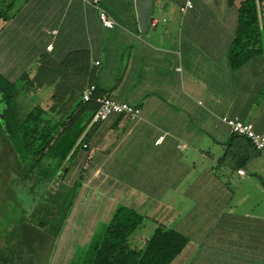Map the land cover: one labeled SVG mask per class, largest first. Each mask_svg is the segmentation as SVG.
Wrapping results in <instances>:
<instances>
[{
	"label": "crops",
	"instance_id": "1",
	"mask_svg": "<svg viewBox=\"0 0 264 264\" xmlns=\"http://www.w3.org/2000/svg\"><path fill=\"white\" fill-rule=\"evenodd\" d=\"M186 1L8 0L0 73L16 82L42 55L59 61L85 50L94 85L140 116H110L93 132L89 152L70 169L89 177L75 201L97 205L107 222L122 202L153 228L184 234L189 242L171 264H264V150L236 169L218 162L233 138L220 118L236 117L264 135V53L235 68L229 60L235 4L243 0H190L181 12ZM99 9L112 28L99 24ZM258 16L261 27L264 0ZM23 238L18 247L7 242L8 264L28 258L19 250Z\"/></svg>",
	"mask_w": 264,
	"mask_h": 264
},
{
	"label": "trees",
	"instance_id": "2",
	"mask_svg": "<svg viewBox=\"0 0 264 264\" xmlns=\"http://www.w3.org/2000/svg\"><path fill=\"white\" fill-rule=\"evenodd\" d=\"M233 1L227 0L228 5ZM261 3L262 0H243L238 10V28L228 49V57L234 68L243 60L264 53L262 45H259L260 40L262 42L264 39V21L260 27L258 16ZM10 8L11 5L8 4L0 10L1 21L8 20L6 11ZM45 56L47 55H42L39 60H54ZM57 62L58 75L49 84L50 95L45 101L35 103L21 119L11 109L8 101L10 95L5 92L6 89H1V86L5 87L6 81L0 77V102L3 105L0 113V120L3 122L0 127V200L6 202L10 198L15 201L22 199L25 203L28 196H31L33 202H30V212L35 211L39 203H43L44 208L43 217L39 220L36 218V223L32 218H10L5 209L1 210V215L14 222L17 229L25 227L29 232H44L54 236L59 233L82 185V174L71 185L65 183V178L78 154L89 152L92 134L103 122L91 123L98 109L95 100L81 101L82 90L94 85L95 67L89 64L88 53L85 50L71 51ZM42 66L51 68L48 61ZM81 72L86 78L82 86L78 81ZM31 75L29 71H25L16 82H12L17 84L26 97H32V92L41 90L34 86L36 76L30 78ZM95 87L96 95H106L105 90ZM231 134L232 143L218 162H228L236 169L244 166L259 151L246 137ZM239 148L249 149V153L240 157ZM67 164L70 166L67 167ZM3 174L8 178L6 183L2 180ZM18 185L24 187L21 195L16 189ZM55 185L61 195L53 194ZM40 186L43 187L42 190L38 189ZM8 187H13L15 191L9 192ZM46 194H49L48 201L52 199L51 202H44L47 201L44 198ZM37 196L39 199H35ZM52 204L54 208H51ZM143 221L144 217L136 210L125 205L117 206L104 226L101 237L92 239L89 246L80 253L76 263L171 264L186 247L189 238L175 229L159 224L144 239L142 246L137 247L130 240L133 241V234L142 227ZM10 262L11 258L0 251V264Z\"/></svg>",
	"mask_w": 264,
	"mask_h": 264
},
{
	"label": "rangeland",
	"instance_id": "3",
	"mask_svg": "<svg viewBox=\"0 0 264 264\" xmlns=\"http://www.w3.org/2000/svg\"><path fill=\"white\" fill-rule=\"evenodd\" d=\"M7 1L8 0H3L0 3V7L1 4H3L2 8H0L1 11L4 7H6ZM241 3L235 4L238 7V10L241 7ZM1 23L2 22L0 20V25ZM262 42L264 43L263 40ZM45 58L53 59L49 55L45 56ZM47 61L51 65V68H44L42 66L45 65ZM42 62L40 60H37L36 62H33L32 63L33 65H31V67L28 69L29 73L32 74L30 78H32V76H36V79L33 82L34 86L40 87L41 89L37 93L32 92V97H26V95L20 90L17 84H12L8 76L0 73V77L3 79V81H6L5 87L3 85L1 86V89L2 90L6 89L5 92L10 95L8 101L10 103L11 109L16 112L18 119H21L22 117L24 118L26 113L30 109H32L35 103L45 101L47 97L50 95L49 86L51 85L52 80L55 78V76L58 75L59 64L57 60H50V61L42 60ZM78 81L80 82V86L83 85V82H86V78L84 77L82 72L80 74V78L78 79ZM1 82L2 81H0V84ZM2 107L3 105L0 102V113ZM2 120L4 121L5 118L3 117ZM2 124L3 122L0 120V127H2ZM68 166L70 165L67 164V167ZM63 170L65 171L66 168H64ZM79 175L80 172L72 169V171H70L69 174L66 176L65 183L67 185H71L74 181H77L79 179L78 178ZM2 176H3L2 180L4 181V183H6L8 178H6L5 174H3ZM82 177H84V179L85 177H87L86 180H89L88 174H86V176L85 174H82ZM84 179L82 178V183ZM112 180L113 178H111V181ZM23 188L24 187L20 185L16 186V189L17 191H19V194L20 192L24 191ZM53 188H54L53 190L54 195L62 194L58 190L57 185L53 186ZM38 189L42 190L43 187L40 186V188ZM59 189H61V187H59ZM7 190H9V192L15 191L13 187H8ZM48 196L49 194L48 195L46 194L44 196V198L47 200L44 201L46 203L51 202L52 200L50 199L48 201L49 199ZM31 199L32 197L28 196L27 202L25 203L22 199L15 201L10 198L6 202L4 201L2 202L0 200V246L4 245L3 251L8 258L10 257L9 256L10 254L5 249L7 243L4 242L3 244V241L5 240V234L8 233V231L11 232L12 230H14L13 228L15 227L14 225L11 224V222L8 221L7 217L4 218L1 215V210L5 209V211L8 213V217L10 218H14V219L32 218V221L34 222L36 218H38L39 220L43 217L44 208H43V203H39L36 205L38 208L35 211L32 210L30 212V208L32 206L30 202H33ZM35 199H39V197L37 196ZM108 200L110 201V204H114V198L112 200L108 198ZM121 203H118L117 201L115 202L117 206L122 205ZM51 208H54V205ZM233 211L238 213L242 210L233 208ZM98 212L100 211L97 205L95 208H86L81 205V202L74 201L73 207L70 210L68 216L66 217L65 222L61 226L59 233L57 234V236L55 235L56 237L51 234L48 235L44 232L43 233L39 232L38 235H36L37 240H34L32 232L28 231L27 236L22 232L20 236L21 237L24 236V238L26 236V238L21 239L19 250L21 251V253L25 255L27 254L28 258L26 256L22 257L21 255L22 258L26 257V261L25 259L24 260L21 259L17 263L19 264H27V263L28 264H78L76 263V261L78 260L80 253L83 252L89 246L92 239L100 238L101 234L104 231V226L107 223V220H103V215L105 211L102 212V214L101 213L99 214ZM143 225L145 227L140 229L141 231L137 235L136 232H138L139 229H137L135 234H133V241L130 240L132 245H136L137 247L142 246L144 242L143 239L148 238L149 234L151 233L153 229V225L148 221H143ZM190 227L191 226L188 227L187 232L189 231ZM84 238H87L88 241H85ZM14 240L15 238L12 239V241ZM16 242H12L11 246L18 247ZM31 252L32 255H30ZM13 263L15 264V262Z\"/></svg>",
	"mask_w": 264,
	"mask_h": 264
},
{
	"label": "built area",
	"instance_id": "4",
	"mask_svg": "<svg viewBox=\"0 0 264 264\" xmlns=\"http://www.w3.org/2000/svg\"><path fill=\"white\" fill-rule=\"evenodd\" d=\"M94 3L97 2L95 1ZM190 8H192V3L190 0H187L184 3V5L180 7V11L184 12L185 10ZM97 20L102 27L107 29L112 28L115 24L114 21L111 18H109V16L106 14V12L100 9L98 10L97 13ZM152 24H155V20L153 21ZM50 49H51V45L46 46V50H50ZM96 64L98 63L96 62ZM91 100H95V102L98 104V109L95 112L91 120V123L105 121L110 116L113 115H118V116L120 115L129 121L137 120L140 116V110L129 103L115 101L106 95L103 96L96 95L95 85H89L85 87L81 92V101L89 102ZM220 121L229 128L231 133L249 139L251 144L254 146V148L257 151L264 150V135L256 133L255 130L253 129L252 124L244 123L236 117L235 118L222 117L220 118ZM162 139L163 136H160L156 140L155 144H158ZM237 173L239 175L244 174L242 170H238Z\"/></svg>",
	"mask_w": 264,
	"mask_h": 264
},
{
	"label": "flooded vegetation",
	"instance_id": "5",
	"mask_svg": "<svg viewBox=\"0 0 264 264\" xmlns=\"http://www.w3.org/2000/svg\"><path fill=\"white\" fill-rule=\"evenodd\" d=\"M3 1V0H2ZM11 222V221H9ZM12 225H14L15 228H13L14 230H12L11 232L8 231V233L5 234V240L3 241V244L4 242L5 243H10L12 244V242H16V240L12 241L11 239L15 238H21L20 234L23 232L26 236L28 234V231L25 227H22L21 229H17L18 227L15 225L14 222H11ZM33 233V239L34 240H37V236L38 234H36L35 232L31 231ZM25 236V237H26ZM17 237V238H16ZM19 241L16 242V244H18ZM34 243V242H33ZM8 247V245H7ZM3 248H4V245L3 246H0V251L2 252L3 251Z\"/></svg>",
	"mask_w": 264,
	"mask_h": 264
}]
</instances>
